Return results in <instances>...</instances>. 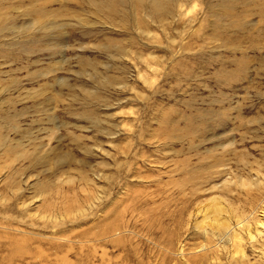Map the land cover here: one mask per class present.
Returning a JSON list of instances; mask_svg holds the SVG:
<instances>
[{"label":"rangeland","instance_id":"374dc122","mask_svg":"<svg viewBox=\"0 0 264 264\" xmlns=\"http://www.w3.org/2000/svg\"><path fill=\"white\" fill-rule=\"evenodd\" d=\"M257 176L264 0H0V264H264Z\"/></svg>","mask_w":264,"mask_h":264},{"label":"bare ground","instance_id":"6f19581e","mask_svg":"<svg viewBox=\"0 0 264 264\" xmlns=\"http://www.w3.org/2000/svg\"><path fill=\"white\" fill-rule=\"evenodd\" d=\"M243 185H250V186L252 185L253 187L259 188L258 190H260V191H261V189L263 190V192H262L263 195L259 199V200H261L260 201L261 202L260 211L257 212V215L255 216L256 218H254V216L251 214L253 212H246L245 210L239 211L238 207H236V206H229L228 207L226 205H222V204L220 205V203L214 202V200H216V199H212V201H211L212 204H209V207L206 210L208 213H210L212 215V217L209 218L210 222L212 224H215V226H217L219 228V233L217 235L218 241L221 243H225L226 241L230 242V240L233 243L237 242V245L235 243L234 244L238 247H237V249H235V251L234 250L233 251L235 253H240L242 256L244 255V253H243L244 248H241L242 247L241 238H243V236H241V234L238 233V231L240 229H243L245 231V235L249 239H253V236L256 235L257 233H261V232L263 233L264 232V200H263V198H264V182L261 181L260 178L257 176L254 180L252 179L248 183H246V182L241 183V186H243ZM247 189H249V188L247 187ZM138 200H140V198ZM252 200L253 201L258 200V197L253 196ZM203 210H204V208H203ZM253 210H254V208H253ZM210 214H208L209 217L211 216ZM204 220H205V218H204ZM252 220H253V222H251ZM180 223H181V221H180ZM196 223H197V225H199V227L202 225V223H199V222H196ZM111 228L114 229L115 227H111ZM159 228H160V226H159ZM107 229L110 230V227H108ZM173 236L177 237L176 235H173ZM168 243L170 246L168 245ZM173 244H175V243H173L172 240H168L166 243L167 249H171V246ZM198 247H200L202 249H206L207 248V242H202ZM172 248H174V246ZM176 249L179 252V254L182 255L185 251L184 243L182 244L180 242L178 244V246L176 247ZM240 254H238V255H240ZM234 256H235V254H234ZM261 257L264 261V252L262 253Z\"/></svg>","mask_w":264,"mask_h":264}]
</instances>
